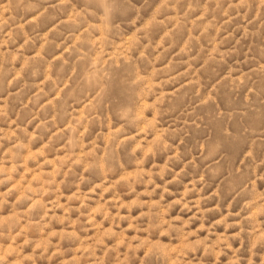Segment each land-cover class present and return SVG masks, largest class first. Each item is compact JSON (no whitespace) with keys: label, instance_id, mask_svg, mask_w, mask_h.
Listing matches in <instances>:
<instances>
[{"label":"rangeland","instance_id":"1","mask_svg":"<svg viewBox=\"0 0 264 264\" xmlns=\"http://www.w3.org/2000/svg\"><path fill=\"white\" fill-rule=\"evenodd\" d=\"M0 264H264V0H0Z\"/></svg>","mask_w":264,"mask_h":264}]
</instances>
